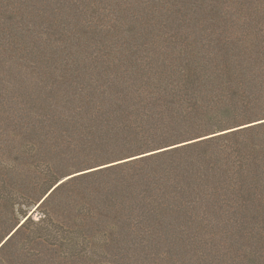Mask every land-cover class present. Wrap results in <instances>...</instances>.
<instances>
[{
	"label": "rangeland",
	"instance_id": "1",
	"mask_svg": "<svg viewBox=\"0 0 264 264\" xmlns=\"http://www.w3.org/2000/svg\"><path fill=\"white\" fill-rule=\"evenodd\" d=\"M200 1L0 0V119L17 114L46 119L37 133L46 138L44 147L66 145L71 153L90 151L93 134L103 140L99 132L110 131L108 119L149 128L188 117L208 129L230 110H264V33L255 26L262 19L241 11L234 0L225 15L232 21L228 28L239 19L246 24L234 27L227 48L211 46L227 40L225 18ZM209 19L220 20L216 31ZM112 81L117 82L108 101L89 93L90 86L105 90ZM82 89L87 91L80 95ZM119 94L128 99L116 108ZM54 122L55 131L48 127ZM34 133L25 135V144L37 142ZM30 149L40 153L36 143ZM88 160L99 163L95 166L103 162ZM33 210L29 215L37 219ZM230 219L214 222L212 229L179 230V242L151 248L128 242L131 235L123 233L126 242L84 245L75 258L61 257L57 264H264V217ZM6 259L18 264L12 251Z\"/></svg>",
	"mask_w": 264,
	"mask_h": 264
},
{
	"label": "trees",
	"instance_id": "2",
	"mask_svg": "<svg viewBox=\"0 0 264 264\" xmlns=\"http://www.w3.org/2000/svg\"><path fill=\"white\" fill-rule=\"evenodd\" d=\"M233 1L221 0L218 5L217 0H201L200 4L209 3L210 13L223 20ZM238 3L241 11L248 10L262 19L255 26L257 32L264 33V0H238ZM72 7L74 12L76 6ZM220 20H208L214 31ZM224 20L228 38L218 46L217 42H211V46L227 48L235 39L234 27L246 24L239 19L230 29L227 24L232 21L228 16ZM81 22L82 28H91ZM116 82L112 81L105 90L90 86L88 91L108 101L112 97L109 90ZM84 91L87 90L82 89L80 95ZM114 99L116 108L122 107L128 94H119ZM252 109L255 108L230 110L223 114L225 117L221 116L225 119L215 124L207 120L210 124L206 125L212 124L208 129L201 120L188 117L149 128H144L143 123L136 128L125 123L117 126L108 119L106 128L111 132L100 131L103 140L93 134L90 151L76 149L71 153L66 151V145L44 147L46 138L37 133L45 129L46 119L25 118L20 114L0 119V243L23 222L0 247V264L10 263L6 255L11 251L18 264H57L61 257L75 258V250L84 245L108 247L126 242L121 238L123 233L131 235L128 242L151 248L159 243L179 242L183 236L179 230H206L215 228L214 222L229 223L230 215L264 217V125L228 131L229 126L239 128L241 120L254 123L253 118H264L263 108ZM58 124L54 122L48 127L54 125L55 131ZM31 131L36 135L38 154L30 149L34 143L25 144V135ZM213 131L227 134L185 147H172L185 144L189 138L198 140L200 133L211 136ZM23 140L24 145L20 143ZM158 147L171 151L144 155L145 150L156 152ZM131 155L143 158L129 160ZM95 157L115 166L88 172V165L100 166H95L99 164L95 160H88ZM41 200L35 219L29 213ZM174 232L182 234L181 237L171 236ZM84 255L79 254L78 258ZM254 258L262 256L255 253Z\"/></svg>",
	"mask_w": 264,
	"mask_h": 264
},
{
	"label": "snow or ice",
	"instance_id": "3",
	"mask_svg": "<svg viewBox=\"0 0 264 264\" xmlns=\"http://www.w3.org/2000/svg\"><path fill=\"white\" fill-rule=\"evenodd\" d=\"M254 119V123H248L247 121L245 120H241L240 121V127L239 128H232L231 126H229L228 128V131H241L245 128L247 129H252V128H255L257 125H264V118H261V117H255L253 118ZM227 133L224 132H218V131H213L212 132V135L211 136H206L204 135L203 133H200L199 134V139L198 140H192V139H186L185 140V144L183 145H177V144H173L172 147H185L187 146V144H196V143H199L200 140H211V139H214L216 136H224L226 135ZM167 151H171L170 148H163V147H158L156 152H149L147 150L144 151V155L145 156H148V155H157L159 152H167ZM143 157H138V156H135V155H131L129 157V160H132V159H142ZM127 161H120V160H117V163H126ZM115 165H112V164H107L105 162H100V166L98 168H95V167H92L91 165H88L87 166V170L88 172H99L101 170H103L104 168H111V167H114ZM77 175H85L87 173H76ZM61 183H64V181H61ZM0 247H2V245H0Z\"/></svg>",
	"mask_w": 264,
	"mask_h": 264
},
{
	"label": "water",
	"instance_id": "4",
	"mask_svg": "<svg viewBox=\"0 0 264 264\" xmlns=\"http://www.w3.org/2000/svg\"><path fill=\"white\" fill-rule=\"evenodd\" d=\"M49 195V194H48ZM48 197V196H46ZM45 199V198H44ZM43 199V200H44ZM40 203H42V200L37 204V206L35 207V209L33 210L34 212L36 211V209L38 208V206L40 205ZM25 221V218L23 219ZM23 222H20L17 227H15V229H13L8 235L7 237L0 243V245H3L22 225Z\"/></svg>",
	"mask_w": 264,
	"mask_h": 264
}]
</instances>
